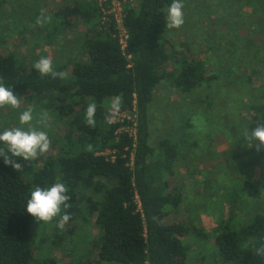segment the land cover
Here are the masks:
<instances>
[{
	"label": "trees",
	"instance_id": "obj_1",
	"mask_svg": "<svg viewBox=\"0 0 264 264\" xmlns=\"http://www.w3.org/2000/svg\"><path fill=\"white\" fill-rule=\"evenodd\" d=\"M29 1L40 4L47 0ZM119 1L128 34L126 49L122 48L111 0H77L56 7L48 16L37 12L31 17L37 46L51 47L75 34L79 24L85 28L80 52L83 58L72 62L70 69L53 64L63 77L38 73L34 64L40 57L35 55L23 61L13 52L0 54V82L12 86L18 98L42 104L56 123L65 122L71 130L65 140L54 138L55 150L46 156L40 153L28 162L20 161L22 168L14 170L0 160V264H58L52 255L39 257L34 232L37 223L24 210L34 188L56 182L66 186L69 200L67 207L61 208L59 223L52 225L54 248L63 254L68 243L74 242L77 229L62 230L70 222L80 226L92 223L97 231L92 245L95 258L89 259L85 253L79 258L68 254L69 264H191L192 236L213 242L211 255L196 258L197 264L209 260L214 264H251L257 251L264 250V212H251L236 187L226 198L229 190L225 186L222 194L229 209L216 221L214 232L197 228L191 214L183 217L178 213L186 189L178 178L182 151L168 138L162 139L157 148L151 145L148 109L162 83L182 94H192L206 85L211 88L213 82L227 76V85L235 83L243 91L229 94L232 103L241 101L244 94L260 101L264 96V63L255 67L251 50L255 47L257 58L264 55V0H237L242 11L229 22L239 23L246 35L239 29L235 32L233 25L227 35L218 34L216 43L206 40L209 43H205L208 47L204 45V55L216 49L234 58L226 71L217 75L206 69L198 54L194 55L192 51H199L194 41L189 45L168 37L171 0ZM14 3L0 0V9L6 4L15 9ZM192 17L199 19L194 13ZM220 19L223 22L224 16ZM7 32L0 23V47L7 42ZM255 38L258 43L253 42ZM184 49L192 55H184ZM205 59L210 65L211 60ZM242 59L247 65L236 63ZM242 67L249 72L243 73ZM256 79L263 82V87L248 91L247 86H253ZM117 98L118 113L137 110L136 138L121 130L133 122H112L115 114L110 108ZM92 102L97 105L95 126L85 119V109ZM108 117H112L110 122ZM259 117L257 113L251 118L245 137L248 129L255 130L257 125L253 123ZM107 150L112 156L103 154ZM3 151L6 149L2 147ZM204 185L207 193L214 189L211 182ZM65 213L69 219L61 226Z\"/></svg>",
	"mask_w": 264,
	"mask_h": 264
},
{
	"label": "rangeland",
	"instance_id": "obj_2",
	"mask_svg": "<svg viewBox=\"0 0 264 264\" xmlns=\"http://www.w3.org/2000/svg\"><path fill=\"white\" fill-rule=\"evenodd\" d=\"M75 1L77 0H47L39 4L29 0H15V9L11 4L4 5V8L0 9V23L8 30L9 35L6 38L7 42L0 47V54L13 52L23 61H30L32 55H35V57L50 59L52 64L65 65L67 69H70L72 62L83 58L80 52L83 47L85 28L79 24L75 34L59 39L51 47H46L44 44L37 46L31 17L37 12L48 16L56 7L62 4H74ZM204 8L205 10L208 8L207 13L203 12ZM239 11H242V8L239 7L237 0H183L184 24L179 29L168 28V37L189 45L194 41L199 48V51H192L194 55L198 54L200 58L197 57V59H203L206 69L217 75L220 71L227 69L229 67L227 64L234 58L227 52L221 53L216 49L204 55L202 52H206L204 49L208 47L205 43L208 41L216 43L218 34L227 35L230 33L229 28L233 25L235 32L239 29V32L246 35L244 27L239 26V23L235 25L229 22L239 16ZM115 12L119 16L120 9L117 4ZM193 13L199 19L193 18ZM221 16H224L223 22L220 19ZM24 25H27V30H23ZM202 41L204 43L201 45ZM253 42L259 41L255 38ZM253 48L251 52L257 63L255 67H259L260 63H264V55L257 58V50ZM177 50L181 51V48L178 46ZM182 53L187 57L192 55L191 51L186 49ZM204 56L211 60L210 65H206ZM236 63L247 65L248 62L242 59ZM245 68L242 67L241 71L247 74L249 69ZM262 72L264 73V69ZM227 78L229 79L230 76L222 78L219 82H213L211 88L206 85L192 94H182L172 89L167 83H162L156 88L155 98L149 106V113L147 112L151 145L157 148L162 139L168 138L177 143L182 151L178 178L179 183L186 185V189L185 202L180 206L178 213L183 217L191 214L196 227H202L208 233L214 232L216 221L223 214L228 213L229 207L224 202L222 194V191L226 190L225 186L229 190L226 198L232 196L236 187L237 192L241 190L240 195H243L246 206L251 212H264V149L262 147L258 150L255 145H249L244 136L245 129L250 125L251 118L255 114L258 113L259 116L264 117V96L257 102L245 97L244 94L241 101L238 99L237 102L232 103L233 97L229 94L234 95L243 91L235 83L227 85ZM254 83L253 86H247L248 91H255L263 85V82H258L257 79ZM222 85L225 86L222 87ZM18 99L20 104L17 108L0 107V130L19 126L20 113L31 108L33 126L45 131L49 138V148L42 153V156H46L55 150L52 148L54 138L65 140V136L71 131L70 127L65 122L56 123V118L42 104ZM135 115L136 112L117 115L114 121L132 122L131 119ZM261 122L264 123V120ZM253 124L258 126L257 120ZM126 125H129L126 129L132 132L133 126L128 123ZM103 154L112 156V152L108 150ZM207 182H211L214 186V189L208 193L204 185ZM55 222L59 223V215L51 221L37 224L34 228L39 257L52 255L58 264H69L73 253L78 258L84 253L88 254L89 259L95 258L96 250H92V245L97 231L92 223H83L80 226L78 222H70L65 229H62L74 227L78 233L74 242L68 243L67 249L62 254L51 243L52 225ZM189 241L192 242L191 264H197L196 258L211 255L212 241L211 243L202 242L195 240L193 236ZM68 254L71 257L67 256ZM206 263L214 264L215 262L209 260ZM251 264H264V250L257 251Z\"/></svg>",
	"mask_w": 264,
	"mask_h": 264
},
{
	"label": "clouds",
	"instance_id": "obj_3",
	"mask_svg": "<svg viewBox=\"0 0 264 264\" xmlns=\"http://www.w3.org/2000/svg\"><path fill=\"white\" fill-rule=\"evenodd\" d=\"M167 20L169 29H179L184 24L183 0H171L167 10ZM34 69L41 75L53 77H63L64 75V73L54 70L50 59L43 57L35 62ZM19 104L20 100L14 88L0 82V107L8 106L14 109ZM119 110L120 104L117 98V101L111 104L110 111L116 114ZM96 111L95 102L89 103L85 109V119L90 126H95ZM111 118H107L109 122ZM262 120L264 117L260 116L257 119L258 126L251 132L248 129L246 135L249 145H255L258 150L264 147V123L261 122ZM32 121L33 110L29 108L20 113L19 126L0 130V147L6 149V152H0V160L5 166L14 170L22 168L23 165L20 161L28 162L48 150L50 142L47 133L34 127ZM67 191L66 186L61 182H56L46 188L36 187L30 192L24 210L34 218L37 224L51 221L61 213L62 206L67 207L66 201L69 200ZM68 219L69 215L63 214L60 221L61 226Z\"/></svg>",
	"mask_w": 264,
	"mask_h": 264
},
{
	"label": "built area",
	"instance_id": "obj_4",
	"mask_svg": "<svg viewBox=\"0 0 264 264\" xmlns=\"http://www.w3.org/2000/svg\"><path fill=\"white\" fill-rule=\"evenodd\" d=\"M112 1V8H113V12L115 14V17H116V20L118 22V28H119V37H120V40H121V44H122V48L123 49H126L127 47V39H128V34L123 26V9H122V3L119 1V0H111ZM116 4L118 5L119 9H120V14L119 16H117V13L115 12V6ZM120 18V19H119ZM128 59L130 60V56H128ZM136 112V115L131 119V121L133 122L132 126H133V131L132 132H129L128 129H124L125 132H128L130 135L134 136L136 138V127H137V110L134 109L133 113ZM121 114H126V113H118V114H115V116L117 115H121ZM115 118V117H114ZM114 118L112 119V122H115L114 121ZM123 130V128L121 129ZM131 161L134 160V156L132 155L131 156Z\"/></svg>",
	"mask_w": 264,
	"mask_h": 264
}]
</instances>
